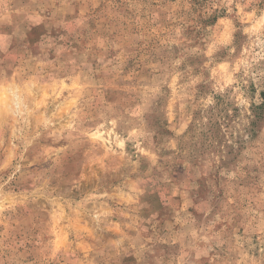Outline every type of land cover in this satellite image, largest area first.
<instances>
[{
  "label": "rangeland",
  "instance_id": "rangeland-1",
  "mask_svg": "<svg viewBox=\"0 0 264 264\" xmlns=\"http://www.w3.org/2000/svg\"><path fill=\"white\" fill-rule=\"evenodd\" d=\"M0 264H264V0H0Z\"/></svg>",
  "mask_w": 264,
  "mask_h": 264
}]
</instances>
